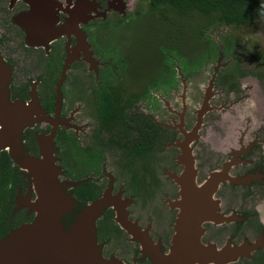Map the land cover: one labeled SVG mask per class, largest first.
I'll return each mask as SVG.
<instances>
[{
    "label": "flooded vegetation",
    "instance_id": "flooded-vegetation-1",
    "mask_svg": "<svg viewBox=\"0 0 264 264\" xmlns=\"http://www.w3.org/2000/svg\"><path fill=\"white\" fill-rule=\"evenodd\" d=\"M130 1L0 0V94L5 103L36 101L51 118L57 83L64 62L69 61L57 88L61 124L52 137L58 181L71 185L65 192L75 202L71 212L61 218L62 224H69L83 205L108 190L116 207L125 211L130 227L125 231L118 226L114 208L100 213L94 233L103 260L115 264H264V104L256 103L252 125L242 122V129L236 120L227 124L230 121L223 115L211 114L247 99L238 79L244 75L261 78L264 52L263 60L255 63L260 73L246 74L240 67L242 74L237 75L218 61L222 52L219 55L217 51L214 58L200 57L207 45L200 37L204 45L191 58L200 57L198 66L197 59L193 68L181 72L178 61L170 57L174 83L165 92L163 74L168 69L158 54L153 77L137 81V89H133L136 82L128 86L125 75L131 74L138 53L123 43L104 46L101 42L107 31L129 28ZM121 34H115L119 40H123ZM175 47L179 53V44ZM205 64L212 72L198 108L189 111L186 84ZM154 79L156 87L149 88ZM180 83L185 86L176 111L164 102V96ZM103 91L114 97L117 115L106 118L97 111L96 99ZM214 93L222 96L212 101ZM49 107L47 113L44 108ZM163 110L172 116L165 118ZM257 112L263 117H257ZM208 121L217 128L216 135H207ZM50 129L41 121L26 127L20 135L23 153L16 159L8 149H0V169L7 164L13 172L12 181L0 179L2 195L4 185L14 187L7 212L12 218L22 210L30 222L32 214L20 207V198H34L30 179L15 161L26 155L37 158L35 135L47 134ZM25 130L31 131L32 145L23 137ZM67 136L77 148L75 162ZM73 167L80 172L75 180L66 174ZM189 167L193 181H186L190 186L184 190L174 179L181 178L184 171L187 174ZM213 174L217 175L215 187L208 192L207 181ZM76 186L90 188L93 198L75 200L72 189ZM185 192L189 198L183 201ZM2 200L0 224L4 221ZM207 213L211 217L207 218ZM180 230L186 242L171 249ZM188 239L191 244L187 245ZM169 254L173 258L166 259Z\"/></svg>",
    "mask_w": 264,
    "mask_h": 264
},
{
    "label": "water",
    "instance_id": "water-1",
    "mask_svg": "<svg viewBox=\"0 0 264 264\" xmlns=\"http://www.w3.org/2000/svg\"><path fill=\"white\" fill-rule=\"evenodd\" d=\"M80 36L82 37L81 32ZM68 62H64L57 83L56 105L51 118L46 116L36 101L26 104L16 101L8 105L0 94V125L3 127L0 129V149H8L11 158L16 159L23 153L20 135L26 127L39 121L51 127L47 134L35 135L37 158L26 155L15 161L30 179L34 198L30 201L28 195L20 198V207L26 209L27 214H32V219L30 222L19 224L0 239V264H115L114 260L112 262L99 257L94 222L105 208L111 207L115 211L114 221L122 230L129 231L130 223L126 221L125 211L122 207L120 210L116 207V203L113 202L115 200L110 197L108 190L98 199L83 205L69 224L66 226L62 224L61 218L71 212L75 202L69 193L65 192L71 185L58 181L60 170L55 164L52 137L56 126L61 124L57 117L59 107L57 88ZM186 170L187 174L184 171L181 178L174 179L184 190L190 186L186 181H193L191 167ZM216 177L217 175L213 174L211 180L207 181L208 192L214 190ZM187 195V192L182 195L183 201L184 198L186 200L189 198ZM183 217L186 218L187 215ZM208 217H211L210 213H207ZM181 231L174 237L177 238L176 242L171 241V249L173 245H182L186 242L182 240L184 236ZM188 244H191L190 239L187 241ZM165 258L173 257L169 254Z\"/></svg>",
    "mask_w": 264,
    "mask_h": 264
},
{
    "label": "rangeland",
    "instance_id": "rangeland-1",
    "mask_svg": "<svg viewBox=\"0 0 264 264\" xmlns=\"http://www.w3.org/2000/svg\"><path fill=\"white\" fill-rule=\"evenodd\" d=\"M127 8H130L128 12L132 11L130 12L129 28L117 32L112 30L107 31L102 34L101 42H103L104 46L105 44L109 45L111 43L114 45L123 43L124 46L129 45L133 49H131V51H136L138 53L136 55L137 57H135L136 62H134V65L131 66V74L125 75V84L128 86L133 85L132 82H136L135 85H133V89H137V81L138 83H143L142 81H145L146 79L149 81L155 74L158 67L154 62L156 58L154 54L156 46H161L162 44L165 46H176L178 43L179 54L181 55L182 60H188L196 57L199 52L200 45H204L202 40L204 37L209 38V40L217 46L220 45L222 37L229 39L231 43L229 46L230 52L225 55L221 54V51L218 50V54H221L218 61L222 64V66L226 64V69L229 70L230 66L237 61L236 63L240 65L241 70H244L246 74L250 71H252V73H260V68H258L259 66L257 65L258 67H255V63L258 62V59L256 60L254 57L257 54L264 52V23H260V20L256 21L253 25L247 28L233 29L225 26H218L216 29L214 27H209L207 29V24H205L204 29L200 23H206V19L204 17L193 15L190 19L181 20L180 18H173L170 25L168 24L169 26H167V28H163L156 20L157 15L154 13L148 15L144 13L147 12L146 0H132L129 2ZM198 27L202 29V39L198 37L199 35L197 36L196 33H194ZM117 33H122L121 38H123V40H119L117 38V35H115ZM167 34L169 38H167ZM215 66L219 68L218 63H216ZM210 68L211 71L209 66L205 64L202 69L197 72V74L189 79V84L186 82L185 104L188 106L189 111L197 109L199 106L202 91L206 88V83L212 72V67ZM238 82L245 87L243 89V93L247 96V99L242 103H232L233 105H231L229 109H224L225 112L224 110H221L220 112H214L212 110L211 114L216 116L218 114H220V116L223 115L225 119H228L227 122L230 121L227 124L236 120L237 123H239L238 126L240 129H242L243 123L246 124L249 122V125L250 123L252 125L251 116L256 115V113H254V109L257 106L256 103H261V105L264 104V67L261 70L260 79H256L252 75H244V77L238 79ZM184 86V84L180 83L173 92L167 91L165 94L164 102L168 103L171 109L176 111L179 110L180 105L178 96L181 97L183 95ZM215 90L217 89L214 86L213 91ZM214 95L212 101L221 97L222 93L221 96L215 93ZM205 100H207V93ZM234 100H238L236 96ZM182 104L184 103L182 102ZM140 109L143 112H148V110L145 111L143 107H140ZM189 114L192 115V112ZM163 115L165 118L172 116L165 110H163ZM260 116L263 117L260 112H257V117ZM216 129L217 128L212 125L210 121L207 122V135L208 133L216 135ZM240 129L238 128L237 130L239 131ZM220 136H223V134Z\"/></svg>",
    "mask_w": 264,
    "mask_h": 264
},
{
    "label": "trees",
    "instance_id": "trees-1",
    "mask_svg": "<svg viewBox=\"0 0 264 264\" xmlns=\"http://www.w3.org/2000/svg\"><path fill=\"white\" fill-rule=\"evenodd\" d=\"M261 3H264V0H146L147 12L144 13L147 15L151 13L157 15L156 20L163 28H167L173 18H180L181 20L190 19L193 15H195L198 17H204L206 19V23H200V25L204 29L205 24H207V29L209 27H214L216 29L218 26L237 29L247 28L253 25L256 21L260 20L257 15V11ZM194 33H196L197 36L199 35L198 37H203L202 29H200L199 27L194 31ZM167 38H169L168 34ZM204 40L207 42V45L206 48L201 52L200 57L208 56L210 58H214L219 49L225 55L230 52L229 46L231 45V43L226 37H222V39L220 40V45L218 46L211 40H209V38L204 37ZM155 49L156 50L154 51V54H158V58L163 67H165V69H168V72L163 74L164 92L166 91V89H168V86H172V83H174V69L172 68L173 63L170 57H173L178 61V64L180 66L179 70L181 72L189 71V68H193V62L197 59L198 63L196 65L198 66L200 64V57L197 59L182 60V57L178 53V49L175 47V45L165 46L162 44L161 46H156ZM254 57L256 60L258 59V62H261L263 60V54L261 53L255 55ZM236 62L237 61H235L229 69L232 70V73H235L237 75L242 74L240 65ZM156 85L157 81L156 79H154L148 84V87H156ZM113 98L114 97L111 96L108 91H103L96 99L97 111H99V113L103 117L107 118L116 114L115 112H113ZM44 109L47 113L51 111L50 107ZM30 133V130H25L23 133V137L26 140L29 139L32 145ZM67 138L69 139L68 143L71 146L72 153L74 154V157L72 159L75 162L78 153L77 148L71 136H67ZM12 174V168H9L7 164H5L2 169H0V179L3 182H6V180L12 181ZM66 174H68L73 180L79 178L80 176V172L76 170L75 167L69 168ZM18 183L21 184L20 181ZM2 190L4 192V198L2 197L3 195L0 192V201L2 200V198L5 201L3 202L4 221L2 224H0V238L3 237L10 229H13L18 224L29 221L30 219V217L25 216L24 211L22 210L19 211V213L13 218L9 214H7L9 207L8 199H11V196H13L14 187H10L7 189L4 185ZM72 193L75 200H79L81 202L93 198V193L90 188L79 189V187L76 186L72 189ZM102 216L105 219L107 216V211H105Z\"/></svg>",
    "mask_w": 264,
    "mask_h": 264
},
{
    "label": "clouds",
    "instance_id": "clouds-1",
    "mask_svg": "<svg viewBox=\"0 0 264 264\" xmlns=\"http://www.w3.org/2000/svg\"><path fill=\"white\" fill-rule=\"evenodd\" d=\"M257 15L260 18V23H264V3H261L257 11Z\"/></svg>",
    "mask_w": 264,
    "mask_h": 264
}]
</instances>
